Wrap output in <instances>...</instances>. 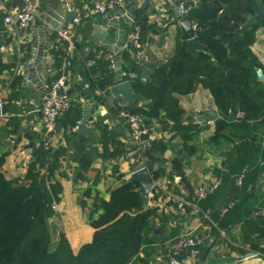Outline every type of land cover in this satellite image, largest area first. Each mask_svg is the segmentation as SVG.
<instances>
[{
  "label": "crops",
  "instance_id": "1",
  "mask_svg": "<svg viewBox=\"0 0 264 264\" xmlns=\"http://www.w3.org/2000/svg\"><path fill=\"white\" fill-rule=\"evenodd\" d=\"M94 1L38 0L39 15L36 22L25 32L26 39L21 46V52L13 33L5 24L6 9H13L17 4L0 5V59L11 67L0 74V101L4 102L0 116V156L5 157L1 172L10 181L24 182L29 166L43 140L44 131L39 112L40 96L34 90L35 87L29 84L30 79L26 78L23 69L24 64L31 58L34 36L41 23L48 18L52 21L63 19L61 14H58L59 10L66 14L70 11L69 7L78 9L82 18L71 24L77 49L68 55L61 69H57L53 54L57 45L54 32L52 35L54 44L49 52L48 62L44 64L43 73L49 82L62 76L66 78L68 95L81 106L82 115L79 123L83 120V107L86 104L97 105L89 118L88 136L79 133L78 126L71 129L62 121H59L56 129L54 149L63 153L59 158V167L52 176V181L60 183L63 189L60 201L56 203L59 209L51 219L56 232L65 234L74 253H78L82 246L91 243L96 230L89 224L88 214L95 198L110 200L112 190L128 182L135 171L142 168L149 170L150 156L153 155L158 159L153 162V171L159 175L155 177L153 172L150 170L149 172L158 186V191H152L149 202L143 203L145 210L156 203L158 216L154 218L153 223L155 227L162 226L163 234L153 232L151 241L140 250L135 264H167L174 240L186 233H196L205 238L199 264H264L262 258H246L252 250L250 240H247L240 226L237 224L229 225L227 228L220 226V221L224 217L219 215L218 209L223 207L228 199L222 186L214 195L199 202L201 206L204 204L203 208L214 207L212 219L215 224L205 222L201 217H182L172 201L173 197L196 200L195 191L198 187L208 185L215 179H220L222 185L224 174L229 172L224 161L230 150L225 147L217 149L202 145L216 134L217 121L207 125L198 123L200 121L195 113L202 111L206 106H212L221 114L210 91L199 86L196 92L180 97L184 123L194 121L199 125L198 149L195 154H189L183 151L181 139L174 137L172 122H168L166 126L160 121L155 122L147 139V146L144 148L136 146L128 126L117 117L118 105L125 104L122 97H115L111 93L112 87L105 96L94 86L97 78V75L92 73L94 66L104 53L112 51L114 47H119L122 51L126 35L133 26L138 25L141 30L159 28L158 32H150L143 38L142 49L136 48V53L142 52L145 56L143 61L138 60L141 65L144 64L146 79L153 65L165 62L172 55L177 36L186 34L179 25L177 0H125L128 13L133 7L144 5L145 1L148 3L146 8L136 9L143 11L144 17L139 21L133 18L132 22H127L125 18L117 19L113 15L91 14L89 9ZM256 4L261 5L262 0H256ZM262 23L257 25L256 40L250 51L264 71ZM193 25L192 22V27ZM166 32L169 36L165 39L164 45H161L159 37ZM3 46L7 49L1 51ZM130 53L133 54L132 51ZM54 73L57 74L53 76ZM124 73L127 75L125 71ZM17 77L20 78L19 83L13 87V81ZM258 80L264 84V79ZM125 81L131 80L125 78L119 80L116 75L117 84ZM148 103L149 101L144 100L140 105L146 106ZM241 116L242 114H238L236 117ZM224 133L232 135L234 129H227ZM237 135L244 137L249 143V153H260L257 154L260 160L264 149V117L250 122L248 132L240 131ZM13 140H16L14 145ZM160 140L169 144L167 151L163 154L153 150L149 152L154 142ZM234 141L236 144L241 143L239 137H234ZM221 151L227 152V156H221ZM82 158L91 159L90 166L85 168ZM175 158L183 161L184 168L180 172H174L172 161ZM216 169L222 171L221 176H218ZM260 182V191L264 192V174ZM235 184L241 185L239 179Z\"/></svg>",
  "mask_w": 264,
  "mask_h": 264
},
{
  "label": "trees",
  "instance_id": "2",
  "mask_svg": "<svg viewBox=\"0 0 264 264\" xmlns=\"http://www.w3.org/2000/svg\"><path fill=\"white\" fill-rule=\"evenodd\" d=\"M189 2L188 16L197 26L195 38L207 53L188 50V35L179 34L172 55L165 62L153 65L149 77L142 80L145 68L135 56L137 49L131 48L133 54L129 50L122 51L123 69L127 73L124 78L131 80L129 82L136 95L134 113L141 115L151 128L158 121L163 126L172 122L174 137L181 139L183 151L189 154H195L198 149L199 125L194 121L184 123L181 96L192 94L202 86L210 91L221 113L228 115L232 111L236 116L242 114L235 122L219 119L216 134L202 145L230 150L224 161L229 172L224 174L221 186L228 195L224 206L231 201L235 202V206L222 217L220 226L227 228L237 224L250 240L251 250L264 253V216H254L257 209H264V192L260 191L264 149L259 160L257 154L260 153H249V143L237 135L240 131L248 132L250 122L264 117V84L256 75L261 64L250 51L256 40L257 26L244 31L243 38L235 39L239 28L253 15L252 7L256 0ZM143 17V11H135L136 21ZM158 31V27L142 29V39L150 32ZM106 53L92 71L93 75H97L94 86L105 96L117 84L116 73L105 60ZM53 54L55 67L60 70L68 56L59 44ZM10 69L0 59V74ZM132 74L135 77H131ZM19 79H14L13 87ZM144 100L149 101L148 105H140ZM80 107L73 100L71 109L59 121L71 129L76 128L82 115ZM230 128L234 129V134L226 135L224 132ZM234 137H239L241 143L236 144ZM168 147L169 144L163 140L155 141L149 152L153 150L163 154ZM58 151L54 148L46 151L41 145L22 183L10 181L4 176L1 167L5 157L0 156V264L137 263L140 250L151 241L155 228L153 221L158 216L157 208L145 210L137 182H124L112 190L108 201L95 198L88 214V222L96 230L93 241L82 246L78 253L73 252L64 233L56 232L51 222L56 215L53 205L60 201L63 191L60 183L52 181L63 154ZM150 159L148 168L156 177L159 173H154L153 162L158 159L153 155ZM91 163V159L82 158L85 168ZM172 165L174 172L184 168L180 158L173 159ZM216 172L221 176L220 169ZM240 177L241 185L238 186L235 183Z\"/></svg>",
  "mask_w": 264,
  "mask_h": 264
},
{
  "label": "built area",
  "instance_id": "3",
  "mask_svg": "<svg viewBox=\"0 0 264 264\" xmlns=\"http://www.w3.org/2000/svg\"><path fill=\"white\" fill-rule=\"evenodd\" d=\"M13 3V0H0L1 6H6ZM24 6L20 9L19 6H15L13 9H6L5 24L7 28L13 33V37L18 44L19 52H21V46L26 39L27 29L33 25L39 15V3L38 0H24ZM189 0H177L178 12L180 16H187L190 12ZM70 11L77 12L75 21H80V11L69 7ZM89 12L93 15L109 16L113 15L117 19L128 17V12L125 8V0H95ZM133 19H131V22ZM193 29L196 30L197 26L194 24ZM57 44L63 46L64 52L68 56L70 53L77 49L76 43L73 39L72 26L69 25L65 28H60L55 31ZM142 30L136 25L133 26L126 35V42L122 47V51L129 50L135 47L142 49ZM7 48L3 46L1 51ZM137 59L144 60L145 56L142 52L135 54ZM105 60L109 64V68L115 71L117 63V53L112 50L105 54ZM67 88V80L64 76L56 79L53 82L46 81L43 86V94L40 96V109L41 123L44 131L43 145L46 151L55 147L56 129L61 117L68 112L73 104V99L66 92L65 94H59V90ZM1 109L4 107V102L0 101ZM117 117L125 122L131 133L133 143L138 147H146L147 139L150 137L152 128L145 124L144 118L130 111L126 104L118 105ZM201 123V122H198ZM13 145L16 140L12 141ZM241 183V177L239 178ZM221 186V180L215 179L208 185H202L195 191V199L189 201L185 198L173 197V203L176 205V209L182 217H201V219L208 223H214L212 215L214 209L212 207L203 208L199 202L209 198L213 195ZM235 202L231 201L227 206L221 207L219 215L224 217L233 207ZM152 207L156 208L152 204ZM55 211H58V205H53ZM255 216L264 215V209H257L254 212ZM215 224V223H214ZM205 238L196 233H186L178 236L170 249L169 258L167 264H199ZM253 255L250 258H262L264 260V253L252 251ZM247 258V257H246Z\"/></svg>",
  "mask_w": 264,
  "mask_h": 264
},
{
  "label": "water",
  "instance_id": "4",
  "mask_svg": "<svg viewBox=\"0 0 264 264\" xmlns=\"http://www.w3.org/2000/svg\"><path fill=\"white\" fill-rule=\"evenodd\" d=\"M13 3L17 4L19 8L21 9L24 6V0H13ZM147 1H145L144 5H139V7H133L128 17H125L127 22H130L131 19L134 18V13L136 9H140L141 7L146 8L147 7ZM253 15L249 18V20L239 28V33L235 36V39H241L243 38L242 33L248 29H252L256 27L258 24L264 22V3L259 5L255 4L253 7ZM61 14V17L63 19L61 20H55L52 21L51 19H47L44 23H41V26L38 28L37 34H35L34 42L32 45L30 56L31 58L24 64V74L26 78L30 79V85L35 87L34 90L38 92V96H41L43 94V86L46 83V79L44 78V64L48 62L49 52L51 51L53 47V33L60 29L65 28L75 22V18L77 17V13L74 11H68L66 14L62 10L58 11V14ZM179 17V25L185 30L186 34L188 35L189 39L187 41V47L188 50H197L200 52H206L207 50L199 46L197 39L195 38L196 30L192 27V20L191 18L187 16H180ZM60 19V18H59ZM169 36V33H163L160 35L159 40L160 44L164 45L165 39ZM113 50L117 53V63L115 68V73L119 80H122L126 74L123 71V65L124 61L122 58V51L119 47H114ZM57 73H54L53 76H55ZM257 76L260 80L264 79V71L262 68L257 69ZM131 77H135L134 74L131 75ZM141 79L146 80L145 73L141 74ZM69 88L61 89L59 90V94L63 95L66 92H68ZM111 93L115 97H122L123 102L126 104L127 108L135 112V101H136V95L133 91V88L131 86V83L128 81L120 82L116 85H114L111 88ZM97 107V105L93 104H86L83 107V120L78 125V132L81 134H84L85 136H88V123L89 118L91 117V112L94 111V109ZM2 115V109L0 107V116ZM198 120L207 125L210 123H214L218 121L219 119L225 118L229 122L236 121L237 117L236 115L230 111L228 115L224 113H219L217 110H215L212 106H206L203 108L202 111L195 113ZM89 148L91 145L88 146ZM221 156H227V152L221 151ZM129 182H137L140 185L139 193L141 195V199L144 203H148L150 200V193L152 191H158V186L154 182L149 170L147 168H142L138 171H135L131 178L129 179ZM155 234L161 235L163 234V228L160 225H157L154 229ZM252 253L248 254L246 257L250 258L252 257Z\"/></svg>",
  "mask_w": 264,
  "mask_h": 264
}]
</instances>
